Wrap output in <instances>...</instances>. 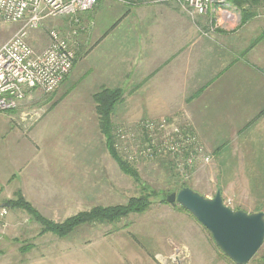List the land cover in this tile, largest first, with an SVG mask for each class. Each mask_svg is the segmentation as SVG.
Masks as SVG:
<instances>
[{
	"label": "crops",
	"instance_id": "0c3cea01",
	"mask_svg": "<svg viewBox=\"0 0 264 264\" xmlns=\"http://www.w3.org/2000/svg\"><path fill=\"white\" fill-rule=\"evenodd\" d=\"M212 10L215 12L190 16L172 3L129 6L98 0L81 13V33L87 38L96 33L101 43L114 37L113 45L119 48L113 46L109 60L105 58L97 82L102 87H121L124 93L145 94L143 100L139 95L135 104V109L145 111L133 113V119L142 114L169 120L186 118L184 122L190 123L204 142L210 140L213 156L227 151L228 141L240 140L242 146L245 140H252L249 149L259 152L254 156L264 157V50L253 52L257 46L264 48L262 39L256 37L258 33L264 37L261 16L254 10L250 19L232 28L235 16L240 20L241 14L228 0L221 7L214 4ZM211 14L216 22L213 27L208 24ZM205 31L213 32L205 36ZM236 75L244 77L240 88L235 85ZM174 105L183 109L176 111ZM18 112H0V264L98 263L80 251L90 243L84 238L87 232L64 237L40 232L34 217L10 206L9 201L20 191L43 217L56 220L40 211V198L48 196L57 184L68 185L51 179L54 171L65 172L66 166H56L47 157L40 159L41 152L29 137L39 121L21 119Z\"/></svg>",
	"mask_w": 264,
	"mask_h": 264
},
{
	"label": "rangeland",
	"instance_id": "374dc122",
	"mask_svg": "<svg viewBox=\"0 0 264 264\" xmlns=\"http://www.w3.org/2000/svg\"><path fill=\"white\" fill-rule=\"evenodd\" d=\"M116 1L129 6L134 3L175 4L173 0H147L146 2L143 0L142 3L134 0ZM177 6L180 8V5ZM257 7L259 8L256 9ZM257 7L255 10L260 14L264 28V6ZM72 17L63 15L49 18L43 23L44 27L30 31L28 38L34 49H42L48 41L46 29L52 26L57 27L62 35L71 40L70 43L76 54L75 59L77 58L66 80L61 82L53 92L45 94L41 90L33 89L32 96L26 99L28 106L25 109L28 110V114H32L34 108L40 112L38 117H27L30 122L39 121L34 134L29 137L40 150L42 155L40 159L47 157L49 162L55 163L56 166L65 165V172L56 170L51 179H56L61 184H68L67 187L72 186L67 188L57 184L48 191V196L40 198L42 201L40 211L45 212L44 214L50 218H55L56 220H53L55 222H60L76 212L95 205L125 203L130 196L138 195L141 191L140 185L132 177L124 174L107 152L104 138L98 129L92 97L95 91L104 86L98 85L101 83L97 81L103 74L105 58L109 60L113 46L116 49L119 46L113 45V36L109 37L105 43H101V38L98 39L96 33L87 38V35L81 33L84 29L81 24L82 14L78 13ZM210 18L208 24L213 27L216 25L215 16L211 14ZM239 21L241 19L235 16L232 28L237 26ZM18 26L19 23L0 22V46ZM260 26L261 24L256 28ZM225 29L231 28L225 27ZM203 34L211 35L208 31ZM257 36L263 43V35L260 37L258 33ZM261 43L260 46H262ZM252 47L253 45L249 43V48ZM262 50H264L263 47L257 46L253 52L256 51L255 54H259ZM236 80L238 82L235 85L242 87L241 85L245 82L244 77L236 75ZM142 88H145V85ZM139 95H142L143 100L145 94L123 93L112 115L114 128L125 127L136 135L140 131L139 127L137 128L138 121L165 118V116L147 117L142 114L133 119L134 114L145 111L143 108L135 109ZM174 101L180 103L179 100ZM173 108H176V111L183 109L175 105ZM185 119L170 120L171 124L163 128L164 132L180 128L197 135L192 125L184 122ZM115 141L117 142L116 136ZM128 141L132 146H136L135 142ZM237 141H228L229 149L222 150L221 153L213 156L210 140L207 139L204 142L201 139L203 151L209 153L210 160L196 164L186 176L173 168L171 155L168 153L137 159L129 151H117L123 159L134 165L140 180L156 191L173 190L176 183L185 182L205 197H212L216 190L220 189L224 204L233 209H242L246 212L264 210V157L254 156V153L259 152L249 149L248 145L252 140H245L242 146L240 143L243 142ZM256 144H258L257 141L253 143V145ZM235 146L238 148L236 149ZM6 163L5 159L4 164ZM49 168L54 170L55 167ZM62 178L65 181L61 182ZM19 194H21L20 191L16 195ZM160 197V195L150 196L152 202L146 210L141 213H132L115 224L79 226L74 232H87L84 238L87 239L86 242H90L80 251L89 256L91 262L98 261L93 264H235L219 250L207 229L190 213L177 203L161 202ZM28 203L37 210L30 202ZM21 210L26 212L25 209ZM26 214L28 216L27 212ZM24 216L27 220V216ZM29 224L33 230L37 229L33 221ZM246 264H264V241Z\"/></svg>",
	"mask_w": 264,
	"mask_h": 264
},
{
	"label": "built area",
	"instance_id": "2783aa9c",
	"mask_svg": "<svg viewBox=\"0 0 264 264\" xmlns=\"http://www.w3.org/2000/svg\"><path fill=\"white\" fill-rule=\"evenodd\" d=\"M98 0H0V22L19 23L13 34L0 46V112L19 111L21 119L40 116L38 109L28 114L26 99L33 89L45 94L53 92L72 69L75 53L70 40L57 27L46 29L47 45L33 48L28 38L30 31L44 27L49 18L77 15L90 10ZM142 3L143 0H134ZM145 2L147 0H144ZM191 16L203 15L215 5L221 7L226 0H173ZM77 21V19H74ZM169 119H144L138 121L139 134L146 133L148 140L140 144L134 132L125 127L115 131L117 150L129 151L134 158H152L154 153L170 154L175 169L183 176L196 164L210 160L204 153L198 136L191 131L174 128L164 132ZM162 129V131H161ZM135 142L136 146H132ZM155 150V151H154ZM1 214H6L2 209Z\"/></svg>",
	"mask_w": 264,
	"mask_h": 264
},
{
	"label": "trees",
	"instance_id": "16d2710c",
	"mask_svg": "<svg viewBox=\"0 0 264 264\" xmlns=\"http://www.w3.org/2000/svg\"><path fill=\"white\" fill-rule=\"evenodd\" d=\"M241 14V23H245L251 16L255 14L257 6H264V0H228ZM71 41V40H70ZM73 48V47H72ZM75 53V52H74ZM76 55V54H75ZM74 59V61H76ZM73 61V64H74ZM66 80V78L64 79ZM121 87H102L93 93V100L95 103V113L98 119V129L104 138V144L107 152L118 164L120 170L132 177V179L140 185V193L138 195L130 196L125 203L114 205H95L89 209L79 211L60 222L43 217L37 210H35L28 201L24 200L21 195L9 201L11 207L25 209L40 225V232H52L58 237H64L74 232L81 225H92L100 223L115 224L122 218H126L132 213H141L146 210L151 204L150 196L160 195V201L166 202L167 194L175 192L183 186H188L185 182L176 183L173 190L156 191L149 185L140 180L138 171L133 164L123 159L115 147V131L112 115L115 113L117 103L123 95ZM140 140L142 144L148 140L146 133L135 136V141ZM155 151V150H154ZM157 153H154L155 156ZM163 155V154H162ZM144 159V158H140ZM173 165V162H172ZM175 169V166L173 165ZM177 171V170H176ZM178 172V171H177ZM176 172V173H177ZM179 173V172H178Z\"/></svg>",
	"mask_w": 264,
	"mask_h": 264
},
{
	"label": "water",
	"instance_id": "95a60500",
	"mask_svg": "<svg viewBox=\"0 0 264 264\" xmlns=\"http://www.w3.org/2000/svg\"><path fill=\"white\" fill-rule=\"evenodd\" d=\"M210 233L214 244L235 264H246L264 241V210L246 212L224 204L220 189L212 197L189 186L167 194Z\"/></svg>",
	"mask_w": 264,
	"mask_h": 264
}]
</instances>
